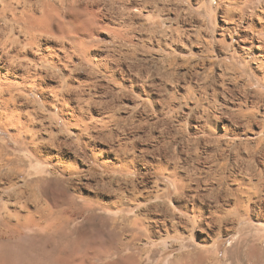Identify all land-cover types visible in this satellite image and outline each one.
<instances>
[{
	"label": "rangeland",
	"instance_id": "rangeland-1",
	"mask_svg": "<svg viewBox=\"0 0 264 264\" xmlns=\"http://www.w3.org/2000/svg\"><path fill=\"white\" fill-rule=\"evenodd\" d=\"M19 1L13 4L18 14ZM61 1L64 9L47 13L40 26L43 48L26 46L28 36L18 26L0 33V49L10 62L48 76L38 80L43 91L34 77L0 94V235L8 229L9 215L17 224L16 213L34 209L26 202L31 179H52L55 173L75 202L87 206V212L75 215L71 231L91 216H106L101 208L118 195L129 201L121 213L139 215L144 225L147 217L165 219L173 212L193 221L194 206L229 211L238 199L245 201L234 215L237 223L223 224L215 240L199 226L180 230L186 236L183 247H204L219 264H235V256H229L233 245L253 242L264 228L257 218L264 208V85L257 82L262 73L255 56L250 68L239 57L252 49L243 50L228 34L222 42L226 4ZM55 37H60V62L55 68L50 62L38 65L37 57ZM21 110L20 125L29 129L4 124L6 116ZM34 144L57 158L35 157ZM50 197L44 199L51 206ZM157 243L155 258L143 257L139 264H176L183 249L164 236ZM29 246L23 235L1 249L23 264Z\"/></svg>",
	"mask_w": 264,
	"mask_h": 264
},
{
	"label": "bare ground",
	"instance_id": "bare-ground-1",
	"mask_svg": "<svg viewBox=\"0 0 264 264\" xmlns=\"http://www.w3.org/2000/svg\"><path fill=\"white\" fill-rule=\"evenodd\" d=\"M14 1L15 0H0V33L5 32V30H10L12 32L16 30L15 27L18 26L20 33L28 36L26 46H35L41 49L43 45L40 37L43 36L41 35L43 29L40 26H43L42 23L43 20L46 19V14L50 12L52 15L54 10L56 12L64 9L63 5H65V3H62L61 0H36V2L32 0H23V9L19 11L18 14V12L14 11L15 7L13 8ZM221 1V3L226 4L224 10L226 26L223 28L222 42L225 43L228 34L231 40L236 39L235 41L237 44L243 45V50L252 49L250 51L251 53H247L246 56H243V53H241L239 57L241 61L243 60L242 63H244V66L248 68L251 67L252 64H250V62L253 58L256 60V70L262 73V77L257 78V82L264 85V0ZM22 2L19 1L21 4ZM71 6L72 4L70 7ZM38 7L40 9V15L37 16L35 12ZM10 13L12 14V21H5V18ZM87 41L89 42L88 39ZM87 41L85 40V43H87ZM47 42L44 50L45 52H42L40 57H37L36 60L38 65L40 62H50V64H48L52 65V68H55L56 64L60 62V37L52 38ZM254 49L257 50V52L252 54ZM251 56L253 58H251ZM237 57L238 56L235 58ZM8 58V53L2 51L1 48L0 82L2 86L1 84L0 86L2 88L0 87V94L7 89V86L19 89L23 82H27L31 78L35 77V82H38L39 79L44 81L46 77H48L38 72V69L32 74L29 67L21 68L20 66H16L13 64V61L10 62ZM36 60L34 62L35 65ZM2 70L4 71L2 72ZM254 71L251 72V74L254 73ZM19 79L22 80L21 83ZM42 84V82H38L41 91L44 89ZM21 115H23L22 110L21 113L15 111L9 114V116H6L3 122L5 125H15L14 128H18V126L20 128V124H22ZM231 117V121L239 125L237 122L238 119L234 116ZM27 125L31 126L30 124ZM226 128L228 127L226 126ZM26 129H29V127ZM229 130L228 128L227 132H229ZM28 131L31 132V130ZM37 131L39 130H36V132ZM35 135L34 133L33 136ZM31 138L33 137L31 136ZM35 141L34 139L33 143H35ZM32 153L35 157L47 159L49 161L57 158L56 154L44 151L43 148L41 149L37 144H34ZM69 169L70 168L65 171ZM69 171L73 172L71 169ZM33 173L35 175L37 174L35 172ZM60 178H57L56 174L53 173L52 179L44 180L37 176L31 179V193H29L26 202L32 203L34 209L31 211L28 210L27 214L24 216L20 215V213H16L14 217L16 218L17 224L11 223L13 216L9 215L8 221L5 223L8 229L0 235V238L5 237L7 240V242L4 241L0 243V264H15L14 259L4 253L1 248L3 244L23 235H25L30 242L27 261L23 264H139L143 260V257H147V259L155 258L158 250V239L163 236L166 242L170 241L173 243L171 245L172 247L177 246L183 249L178 257L174 259L176 264H219L217 255L209 250H203L204 247L202 249L197 246L193 249H188L191 245L183 247L186 240L184 233L191 227L199 226L201 230L206 232L210 240H215L214 238L222 233L224 229V227H222L223 224L226 223L231 226L234 222L237 223L234 215L245 205V201H243V204L238 201L241 199H238L234 207L229 211H223V208L220 206L219 208L218 206L215 208H211L210 206L208 210L206 207L204 208L197 205L191 210V212L194 213L192 217L193 221L186 220L180 214L173 212L165 218L167 220L155 219L151 221V218L147 217L144 219L147 220L145 221L147 224L144 225L145 223L139 215H135L134 217L130 215L126 216L121 213L125 208V204L129 201L126 202L125 199L127 200V198L118 195L115 199H112L109 204L106 206L103 205L104 207L101 208L102 211H106V216H91L89 218L90 220H87L86 223L83 222L84 224L82 223V225L77 226L74 231H71L70 223L75 220V215L79 213L78 211L87 212V206H85L84 203L79 204L75 202L73 195L71 193L69 194L65 186L62 185L63 178ZM60 188L63 189L62 193L64 194H58ZM50 195L51 206L44 199V197ZM19 196L18 193L16 198H19ZM215 202L216 201H214V203ZM99 204H101V202ZM25 207H27V205ZM244 211L248 213L249 207L244 209ZM257 216L261 222H264V208H259ZM168 217L171 219L170 223H167ZM232 227H227V230L228 228L229 230L232 229ZM182 229L185 230L184 233L180 232ZM259 230L263 231V234L254 239L253 242L238 240L231 250H229V256L234 255L235 257L233 258H236L235 264H264V228L259 227ZM208 242L209 240L206 238L205 243ZM172 247L170 248L172 249Z\"/></svg>",
	"mask_w": 264,
	"mask_h": 264
}]
</instances>
